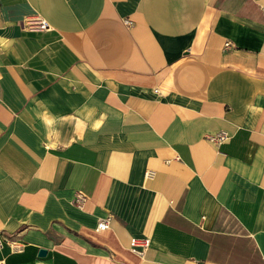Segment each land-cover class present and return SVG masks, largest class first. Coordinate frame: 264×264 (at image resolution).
<instances>
[{"label": "crops", "instance_id": "crops-1", "mask_svg": "<svg viewBox=\"0 0 264 264\" xmlns=\"http://www.w3.org/2000/svg\"><path fill=\"white\" fill-rule=\"evenodd\" d=\"M0 264H264V0H0Z\"/></svg>", "mask_w": 264, "mask_h": 264}, {"label": "built area", "instance_id": "built-area-1", "mask_svg": "<svg viewBox=\"0 0 264 264\" xmlns=\"http://www.w3.org/2000/svg\"><path fill=\"white\" fill-rule=\"evenodd\" d=\"M127 26L132 25L130 21H124ZM23 28L31 32H42L49 29V25L45 20L38 16L28 17L22 22ZM228 46V44H226ZM208 141L219 146L225 143L229 136L226 132H219L214 135H209L206 137ZM86 202V197L80 193L76 192L74 195L73 203L76 207L82 208ZM111 217H106L101 219L96 227V231L105 232L109 229V224ZM149 247V239L147 238H132L130 240V250L137 256L142 257Z\"/></svg>", "mask_w": 264, "mask_h": 264}, {"label": "water", "instance_id": "water-1", "mask_svg": "<svg viewBox=\"0 0 264 264\" xmlns=\"http://www.w3.org/2000/svg\"><path fill=\"white\" fill-rule=\"evenodd\" d=\"M45 254H46V252H45V251H43V250L39 251V256H40V257H44V256H45Z\"/></svg>", "mask_w": 264, "mask_h": 264}]
</instances>
